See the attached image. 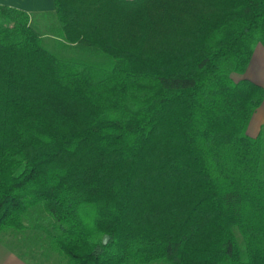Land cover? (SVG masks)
Segmentation results:
<instances>
[{
	"label": "trees",
	"instance_id": "16d2710c",
	"mask_svg": "<svg viewBox=\"0 0 264 264\" xmlns=\"http://www.w3.org/2000/svg\"><path fill=\"white\" fill-rule=\"evenodd\" d=\"M52 1L51 35L91 58L54 55L0 4V234L37 209L67 264H264V143L246 134L264 89L241 77L264 0ZM163 34L191 51L167 60ZM157 128L175 146L160 207L133 174Z\"/></svg>",
	"mask_w": 264,
	"mask_h": 264
},
{
	"label": "rangeland",
	"instance_id": "374dc122",
	"mask_svg": "<svg viewBox=\"0 0 264 264\" xmlns=\"http://www.w3.org/2000/svg\"><path fill=\"white\" fill-rule=\"evenodd\" d=\"M32 26L39 32V34L42 36L43 45L45 48L53 53L54 55L69 58H82L85 59L91 58V56L86 52V49L80 48L78 46L74 45H63L61 44L57 39H55L51 35V29L53 26L56 25V20L54 17V13L46 14L43 16H32L31 17ZM175 39V38H174ZM178 40V39H177ZM176 40V41H177ZM176 41L172 44L173 38H170V36H167L166 34H163L161 39H157L155 43V49L159 51L160 49H165L164 46L161 47V45L165 42H168V44L176 45L177 48H173V51L166 53L167 60L174 59L177 55L176 54H188L191 51V42L190 40H181L182 43H176ZM262 47L260 44H256L254 46V53L257 50H261ZM176 55V56H174ZM180 56V55H179ZM252 56V58H253ZM252 64V65H251ZM244 78H247L251 80L252 82L259 84L264 89V57H255L254 64L249 63L246 72L243 76ZM238 78V77H236ZM240 78V77H239ZM246 134L251 137L255 138L258 136H261V139L264 143V99L261 104V106L254 112L252 115L246 129ZM162 130L160 128H157L154 130V132L150 135L148 140L145 142L144 146L140 150V154L138 156L136 164H134V173L140 180L139 188L140 191L143 192V196H149V200L154 201L155 195L158 194V191L163 193L161 190L162 187H168V185H165V183L162 181V168H164L167 164V160H171L173 157V149H175V146H172V141L167 140L163 137ZM84 147V146H83ZM84 150V148H81V152ZM264 151V150H263ZM264 154V152H263ZM71 159V157H69ZM186 161V160H185ZM184 163V166L192 167V164L187 162ZM109 163L108 166L105 168L109 171V173H114V175L119 174H128L130 172L129 163L125 164L122 160H113V161H107ZM95 162H88V165L83 166L84 169L89 166H93ZM83 164V162H82ZM85 164V163H84ZM87 170V169H86ZM109 175V174H107ZM184 180V184L188 187L195 186V180H189L184 176L182 178ZM175 183V181H173ZM161 188V189H160ZM148 190V191H147ZM165 192V190H164ZM150 193V194H149ZM154 196H151V195ZM156 200V199H155ZM143 202V201H142ZM142 202H138L140 205H142ZM145 203V201H144ZM150 203V202H149ZM153 205H163L161 202H151ZM163 207V206H161ZM42 212L40 210H33L28 215H26V219L23 220V224L26 227V230L29 229L31 231V234H33V240L30 241L29 245L32 247L28 251H24L23 248H21L23 251L22 253L25 254L29 259L33 261L34 264H67V259L58 254L57 252L51 250L48 247V239L41 231H36L35 229H31L33 225L37 222V224L43 228H48L46 224L42 221ZM28 227V228H27ZM14 231L13 233H20L22 230H12L7 229V227H4L2 232H9ZM1 232V233H2ZM236 240L238 242L239 247L242 249L243 243H242V237L238 230L235 229L234 231ZM15 247L20 249V246L18 244L15 245ZM151 264H165L162 261L159 262H153Z\"/></svg>",
	"mask_w": 264,
	"mask_h": 264
},
{
	"label": "crops",
	"instance_id": "0c3cea01",
	"mask_svg": "<svg viewBox=\"0 0 264 264\" xmlns=\"http://www.w3.org/2000/svg\"><path fill=\"white\" fill-rule=\"evenodd\" d=\"M1 5L11 6L21 9L32 16H43L54 12L52 0H0ZM264 57V50H257L251 59L254 64L255 57ZM252 65V64H251ZM14 231L2 232L0 234V264H34L29 257L22 253L32 247L29 245L33 240V234L29 229L18 234ZM18 244L20 249L15 247Z\"/></svg>",
	"mask_w": 264,
	"mask_h": 264
},
{
	"label": "water",
	"instance_id": "95a60500",
	"mask_svg": "<svg viewBox=\"0 0 264 264\" xmlns=\"http://www.w3.org/2000/svg\"><path fill=\"white\" fill-rule=\"evenodd\" d=\"M107 241H108V237L105 236V237L103 238V244L105 245V244L107 243Z\"/></svg>",
	"mask_w": 264,
	"mask_h": 264
}]
</instances>
